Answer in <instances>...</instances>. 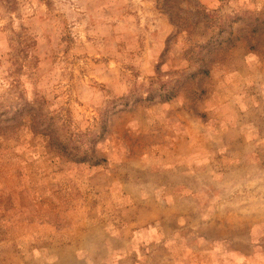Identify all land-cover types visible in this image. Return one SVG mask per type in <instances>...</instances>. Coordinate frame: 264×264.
<instances>
[{
    "label": "rangeland",
    "instance_id": "1",
    "mask_svg": "<svg viewBox=\"0 0 264 264\" xmlns=\"http://www.w3.org/2000/svg\"><path fill=\"white\" fill-rule=\"evenodd\" d=\"M264 264V0H0V264Z\"/></svg>",
    "mask_w": 264,
    "mask_h": 264
},
{
    "label": "crops",
    "instance_id": "2",
    "mask_svg": "<svg viewBox=\"0 0 264 264\" xmlns=\"http://www.w3.org/2000/svg\"><path fill=\"white\" fill-rule=\"evenodd\" d=\"M235 264H238V262H236Z\"/></svg>",
    "mask_w": 264,
    "mask_h": 264
}]
</instances>
